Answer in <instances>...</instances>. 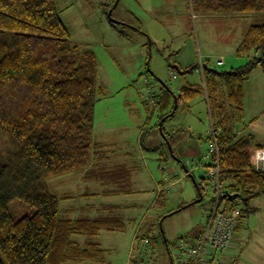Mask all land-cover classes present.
Wrapping results in <instances>:
<instances>
[{"label": "rangeland", "instance_id": "rangeland-1", "mask_svg": "<svg viewBox=\"0 0 264 264\" xmlns=\"http://www.w3.org/2000/svg\"><path fill=\"white\" fill-rule=\"evenodd\" d=\"M54 1L70 41L92 51L97 59L102 93L94 109L93 141L101 144L94 145L88 169L51 179L48 189L59 199L76 197V204L89 187L97 193L95 202L135 205L121 212L123 232H102L95 239L106 250L104 262L97 264H129L132 252L137 253L133 237L145 215L156 217L188 205L162 221L163 234L155 229L151 236L146 264H171L168 252L174 261L181 241L192 243L193 234L205 227L210 214L211 121L203 96L193 99L189 108L180 102L163 126L168 144L159 131L160 96L165 95L161 88L178 94L187 84L200 85L197 71L183 75L178 70L199 67L201 62L219 72L240 67L236 63L248 58L237 57L235 48L251 25L264 24V14L200 15L188 0H119L116 5L115 0ZM219 58L224 59L221 67L216 66ZM171 70L176 79L171 78ZM244 88L245 112L235 131L237 137L252 135L255 145L264 139L263 71L256 69ZM143 131L145 141L140 143ZM153 139L162 145L155 147ZM190 169H195L192 177H183ZM194 183L204 185L197 204H192L199 196ZM109 194L124 196L116 202L107 198ZM249 206L256 211L247 214L231 248L214 253L213 264H264V198L251 200ZM10 212L20 217L29 209L14 201Z\"/></svg>", "mask_w": 264, "mask_h": 264}, {"label": "trees", "instance_id": "trees-1", "mask_svg": "<svg viewBox=\"0 0 264 264\" xmlns=\"http://www.w3.org/2000/svg\"><path fill=\"white\" fill-rule=\"evenodd\" d=\"M188 4L200 15L264 14V0H188ZM235 53L246 56L248 62L228 72L205 64V89L188 85L174 94L161 88L165 95L160 101L165 100L160 122L171 114L174 96L177 111L180 102L189 108L193 99L206 94L211 132L220 148L222 190L226 202L240 209L236 233L247 214L256 211L249 202L264 198V171H255L251 160L252 151L264 150V145H253V136L237 137L235 131L245 112V84L256 69L264 73V24L251 25ZM101 88L96 56L70 41V31L54 0H0V264L102 263L106 250L98 243L81 245L72 238L90 239L100 232L125 230L124 215L116 211L113 215L111 208L97 218H63L60 199L47 186L51 179L91 166L94 109ZM165 121L162 133L169 141ZM196 185L203 195L204 185ZM14 201L29 213L14 217L10 212ZM212 206L211 198L210 212ZM175 211L145 215L133 240L137 255L131 258L132 264L140 259L146 262L152 234L160 230V220ZM146 238L148 244L143 246L140 243ZM213 256L204 264H213Z\"/></svg>", "mask_w": 264, "mask_h": 264}, {"label": "built area", "instance_id": "built-area-1", "mask_svg": "<svg viewBox=\"0 0 264 264\" xmlns=\"http://www.w3.org/2000/svg\"><path fill=\"white\" fill-rule=\"evenodd\" d=\"M224 59L219 58L216 66H223ZM205 65L201 62L197 72L203 76ZM172 79H176L174 71L170 72ZM211 140L208 145V154L212 158L213 166L208 169L209 178L212 183L213 206L200 234H197L193 243L181 241L172 264H204L212 260L214 253L228 251L233 243L235 229L239 222L240 209L230 206L225 200V192L220 183L221 169L219 167V146L216 143L215 134L210 133ZM264 151V150H258ZM254 170L264 171V166H260V160H264V152H254L252 155ZM143 246L148 244V240H142ZM144 258L145 253L141 254ZM135 264H146L139 260Z\"/></svg>", "mask_w": 264, "mask_h": 264}, {"label": "crops", "instance_id": "crops-1", "mask_svg": "<svg viewBox=\"0 0 264 264\" xmlns=\"http://www.w3.org/2000/svg\"><path fill=\"white\" fill-rule=\"evenodd\" d=\"M148 2H150V1H153V0H147ZM155 1V0H154ZM161 1H164V0H161ZM149 5H151V3H149ZM156 6H158L157 4H155ZM238 47V46H237ZM236 49L237 48H235V52H236ZM236 54V53H235ZM248 62V59H246V60H243L242 62L240 61V62H238V63H236V64H239V66L240 67H242V66H244L246 63ZM189 68H191V67H189ZM188 68V69H189ZM198 68V67H197ZM239 68V67H238ZM187 69V70H188ZM233 69H236V68H232L231 70H233ZM173 70H175L174 68H173ZM173 70H171V71H173ZM230 70V71H231ZM197 69L195 70V73L197 74ZM184 72V71H183ZM187 73H189V72H186V73H183V75H185V74H187ZM198 75H200V77H201V84L200 85H202V87L205 89V86H204V78H203V76H201V74H199L198 73ZM249 79V78H248ZM248 81V80H247ZM247 83V82H246ZM200 86V85H193V84H187L186 86ZM246 85V84H245ZM179 91H180V89H179ZM178 91V92H179ZM204 98H205V101H206V94H204V96H203ZM164 98H162L161 99V102L163 103L164 102ZM207 102V101H206ZM208 106V105H207ZM264 112V111H263ZM162 114V113H161ZM262 114V113H261ZM261 114L260 115H258L256 118L258 119V118H260L259 116H261ZM208 115H209V110H208ZM249 128V127H248ZM247 128V129H248ZM144 136H145V134H144V131L140 134V138H139V142L140 143H142L143 141H145V140H143L144 139ZM252 136V135H251ZM254 139V138H253ZM101 143H98V144H96L94 141H93V147H95V146H97V145H100ZM151 144H154L155 145V147H157V146H161L162 144L160 143L159 145H158V143L153 139V141L151 142ZM95 145V146H94ZM255 145H264V139H261V141H260V143H256ZM190 147H194V145L193 144H191V146ZM93 150V149H92ZM195 152H198L197 150H194V153ZM254 152H264V151H258V150H253L252 151V155H253V153ZM112 162V164H114L115 162L114 161H111ZM260 162V166H264V160H260L259 161ZM92 165V164H91ZM97 165H100V162L98 161V163H97ZM195 171V169H190V171H187L186 173H185V175L183 176V177H185V176H187L188 174H190V173H193ZM79 173V172H78ZM87 174H89V173H87ZM96 195H97V193H96V191H93L92 189H90L89 187H87L86 188V190L84 191V192H82L81 193V195H79V200H78V204H76L74 201L76 200V197H75V199H73V198H71V197H69V196H64V197H62L61 199H60V205H59V209H60V214H61V216L63 217V218H66V219H69V220H77V219H80V218H90V219H92V218H97V217H99L100 215H105V214H108V212H107V208H111V210L113 211L112 213H113V215L114 214H116V213H118V210L120 211V212H122V210H124V209H126V208H129V207H134L135 205L134 204H130V203H128V204H125L124 203V205H122V204H115V205H113V204H107L106 202H95V199H96ZM124 195L123 194H121V195H112V194H109L108 196H107V198L108 197H111V199L112 198H114V199H112V200H115L116 202L118 201V200H122ZM123 202V201H122ZM124 206V207H123ZM115 211H116V213H115ZM137 232H138V230L136 231V233H135V235H134V237H133V240H134V238H135V236L137 235ZM102 232H100L99 233V235L98 236H100V234H101ZM107 233H116V232H107ZM197 235V234H196ZM98 236H96V237H94V238H90V239H88V238H86V237H83V236H77V237H73L72 239L75 241V242H77V243H79V244H81V245H85V244H87L89 241L90 242H95V243H97L96 241H95V239H97L98 238ZM79 239V240H78ZM192 241H195V236H193V238H192ZM134 242V241H133ZM99 244V243H98ZM100 245V244H99ZM101 246V245H100ZM106 254V253H105ZM137 255V254H136ZM132 257H134V253L132 252V254H131V256L129 257V264H132V260H131V258ZM136 257V256H135ZM84 263H90V264H95V263H91V262H83L82 264H84Z\"/></svg>", "mask_w": 264, "mask_h": 264}, {"label": "water", "instance_id": "water-1", "mask_svg": "<svg viewBox=\"0 0 264 264\" xmlns=\"http://www.w3.org/2000/svg\"><path fill=\"white\" fill-rule=\"evenodd\" d=\"M118 1H119V0H115V5L118 3ZM110 14H111V12L109 13V17H110ZM114 23H116V22H114ZM119 24H120V23H119ZM178 72H179V74H183V72H181V71H179V70H178ZM166 89H167V88H166ZM173 99H174V107H173V110H172L171 114H169L168 116H166L165 118H163V119L161 120L160 124H159V131H160L161 134H163V133H162V125H163V122H164L167 118L173 116L174 112L176 111V108H177V100H176V97H175V96L173 97ZM164 138H165V141L169 144L168 139H167L165 136H164ZM186 172H187V171H186ZM194 184H195V187H196V189H197V192H198L199 198H198L196 201H194L192 204H197V203H199V202L202 201V194H201V192H200L198 186L196 185V183H194ZM186 207H187V205H186V206H183L182 209H185ZM179 211H180V210H177V211H175V212H172V213H170L169 215H167L166 217L171 216V215H173V214H175L176 212H179ZM162 221H163V219L160 220V222H159V227H160L161 234H163V232H162V228H161Z\"/></svg>", "mask_w": 264, "mask_h": 264}, {"label": "bare ground", "instance_id": "bare-ground-1", "mask_svg": "<svg viewBox=\"0 0 264 264\" xmlns=\"http://www.w3.org/2000/svg\"><path fill=\"white\" fill-rule=\"evenodd\" d=\"M213 128H214V126H213ZM220 149V148H219Z\"/></svg>", "mask_w": 264, "mask_h": 264}]
</instances>
